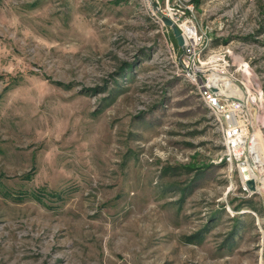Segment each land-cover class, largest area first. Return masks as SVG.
I'll list each match as a JSON object with an SVG mask.
<instances>
[{
  "label": "rangeland",
  "instance_id": "rangeland-1",
  "mask_svg": "<svg viewBox=\"0 0 264 264\" xmlns=\"http://www.w3.org/2000/svg\"><path fill=\"white\" fill-rule=\"evenodd\" d=\"M162 16L221 54L245 170ZM0 264H264V0H0Z\"/></svg>",
  "mask_w": 264,
  "mask_h": 264
},
{
  "label": "built area",
  "instance_id": "built-area-1",
  "mask_svg": "<svg viewBox=\"0 0 264 264\" xmlns=\"http://www.w3.org/2000/svg\"><path fill=\"white\" fill-rule=\"evenodd\" d=\"M176 26L181 29L184 51L189 49L191 53L190 57L188 55L178 62L180 65H186V75L218 126L228 163H234L238 168L245 170L252 163L250 154L254 145V137L248 130L251 122L247 108L236 97L233 83L222 78L224 68L216 67L215 61L221 54L213 53L211 58L209 56L201 60L200 53L206 46L205 32L197 33L188 19L177 22ZM194 60H197L199 66L193 67ZM207 70L210 73L201 77Z\"/></svg>",
  "mask_w": 264,
  "mask_h": 264
},
{
  "label": "water",
  "instance_id": "water-1",
  "mask_svg": "<svg viewBox=\"0 0 264 264\" xmlns=\"http://www.w3.org/2000/svg\"><path fill=\"white\" fill-rule=\"evenodd\" d=\"M161 19L165 25L169 26L172 29L173 35L176 38L178 45L182 46L183 39L176 25L173 24V22L166 16H162Z\"/></svg>",
  "mask_w": 264,
  "mask_h": 264
},
{
  "label": "bare ground",
  "instance_id": "bare-ground-1",
  "mask_svg": "<svg viewBox=\"0 0 264 264\" xmlns=\"http://www.w3.org/2000/svg\"><path fill=\"white\" fill-rule=\"evenodd\" d=\"M180 33H181V29H180V31H179Z\"/></svg>",
  "mask_w": 264,
  "mask_h": 264
},
{
  "label": "trees",
  "instance_id": "trees-1",
  "mask_svg": "<svg viewBox=\"0 0 264 264\" xmlns=\"http://www.w3.org/2000/svg\"><path fill=\"white\" fill-rule=\"evenodd\" d=\"M27 176V175H26Z\"/></svg>",
  "mask_w": 264,
  "mask_h": 264
}]
</instances>
